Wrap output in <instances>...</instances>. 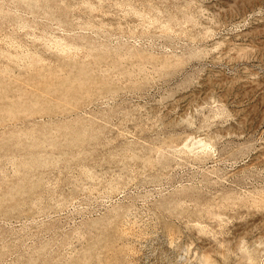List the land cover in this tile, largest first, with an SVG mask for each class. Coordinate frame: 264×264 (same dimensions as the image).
I'll use <instances>...</instances> for the list:
<instances>
[{"label":"rangeland","instance_id":"obj_1","mask_svg":"<svg viewBox=\"0 0 264 264\" xmlns=\"http://www.w3.org/2000/svg\"><path fill=\"white\" fill-rule=\"evenodd\" d=\"M99 262L264 264V0H0V264Z\"/></svg>","mask_w":264,"mask_h":264},{"label":"bare ground","instance_id":"obj_2","mask_svg":"<svg viewBox=\"0 0 264 264\" xmlns=\"http://www.w3.org/2000/svg\"><path fill=\"white\" fill-rule=\"evenodd\" d=\"M20 1H21V0H20ZM35 3H36V2H35ZM24 4H25V3H24ZM37 5H38V4H37ZM129 51H130V50H129ZM132 51H133V50H132ZM127 54H128V53H127ZM135 54H136V52H135ZM135 54H134V55L131 54V56H135ZM140 54H141V53H140ZM143 56H144V55H143ZM143 56H139V57H140V58H143ZM134 58H135V57H134ZM140 58H139V59H140ZM163 62H165V61H163ZM165 63H167V64L169 65L168 62H165ZM163 64H164V63H163ZM168 65H167V66H168ZM164 66H165V64H164ZM162 68H164V67H162ZM85 69H86V68H85ZM82 70H84V69H81V71H82ZM79 71H80V70H79ZM81 71H80V72H81ZM87 71H88V70H87ZM87 71H86V72H87ZM91 72H92V71H91ZM88 73L90 74V72H88ZM92 73H93V72H92ZM81 74H82V73H81ZM81 74H80V75H81ZM84 74H85V73H84ZM84 74H82L81 76H83ZM90 75H91V74H90ZM84 76H85V75H84ZM84 76L82 77V79H81V77H80V79L83 80L85 77L87 78V76L90 77V76L87 75V74H86L85 77H84ZM92 76H93V75H92ZM78 77H79V76H78ZM93 78H94V76H93ZM81 80H78V81H81ZM91 80H92V79H90V81H91ZM87 82H88V81H87ZM93 82H94V81H93ZM93 82H91V84H92ZM96 82H97V81H96ZM83 83H84V82H83ZM85 83H86V82H85ZM94 83H95V82H94ZM79 84H80V83H79ZM81 84H82V83H81ZM89 84H90V83H89ZM97 84H98V83H97ZM97 84H95V85H97ZM99 84H100L99 86H102V85H103L102 83H99ZM93 85H94V84H93ZM105 85H107V84H104V86H105ZM81 86H82V85H81ZM99 86L97 85V88H98ZM70 87H71V86H70ZM70 87H68V90H71V91H72V89H74V88L71 87L72 89H69ZM92 87H93V86H92ZM105 87H107V86H105ZM109 87H110V86H109ZM66 88H67V87H66ZM81 88H82V87H81ZM94 88H96V87H94ZM94 88H93V89H94ZM101 88H102V87H101ZM99 90H100V89H99ZM69 92H70V91H68V93H69ZM95 92H96V90H95ZM97 92H98V91H97ZM99 92H100V91H99ZM63 93H64V92H63ZM65 93H66V92H65ZM70 93H71V92H70ZM70 93H69V94H70ZM69 94H68V95H69ZM79 102H80V100H79ZM78 127H79V126H78ZM78 127H77V128H78ZM81 127H82V126H81ZM83 127H85V126H83ZM79 128H80V127H79ZM87 128H88V126H87ZM83 129H84V128H83ZM78 130H79V129H78ZM72 131H73V130H72ZM80 131H81V130H80ZM82 131H83V130H82ZM84 131H85V130H84ZM78 132H79V131H78ZM71 134H72V133H71ZM73 134H74V133H73ZM80 136H81V134L79 135V137H80ZM73 137H74V136H73ZM81 137H82V136H81ZM83 138H84V137H83ZM71 139H73V138H71ZM80 140H81V139H80ZM186 140H187V139H186ZM186 140H185V141H186ZM75 141H76V140H75ZM188 141H189V138H188V140L185 142V144L188 143ZM203 141H204V140H203ZM203 141H202V139H201V140H199V139L196 140V139H195V140L192 141V143L190 144V146L192 145V149H193L195 146H197V147H196L197 149H198L199 147H200V148H202V147L204 148V147H205V143H204ZM69 142H70V141H69ZM189 142H191V141H189ZM72 144H73V143H72ZM72 144H71V145H72ZM34 147H35V146H34ZM170 147H172V146H170ZM186 147H187V149H188V144L185 145V148H186ZM183 148H184V146H183ZM200 148H199V149H200ZM203 148H202V149H203ZM190 149H191V148H190ZM194 149H195V148H194ZM195 150H196V149H195ZM157 153H158V152H157ZM40 157H41V156H40ZM32 158H33V157H32ZM34 158H35V157H34ZM149 162H150V161H149ZM41 163H42V162H41ZM35 164H36V163H35ZM32 174H33V173H32ZM172 204H173V203H172ZM173 206H174V205H173ZM112 220H113V219H112ZM112 220H111V221H112ZM96 221H97V220H96ZM107 225H108V223H107ZM101 226H102V225H101ZM99 228H100V226H99ZM99 228H98V229H99ZM101 228H102V227H101ZM99 236H100V235H99ZM99 236H98V238H99ZM100 237H101V236H100ZM95 240H96V239H95ZM92 241H93V240H92ZM210 243H212V242H210ZM219 243H220V242H219ZM94 244H95V243H94ZM217 244H218V243H217ZM90 246H91V245H90ZM95 246H96V245H95ZM95 246H94V247H95ZM216 246H217V245H216ZM94 247H93V248H94ZM101 249H102V251H103V248H102V247H101ZM91 250H92V248H91ZM91 250H90V251H91ZM98 250H100V249H98ZM85 251L87 252L88 250H85ZM95 251H96V250H95ZM86 252H84V253H86ZM98 252H100V251H98ZM98 252H97V253H98ZM84 253H83V256H84ZM87 253H88V252H87ZM92 253H93V252H92ZM98 254H99V253H98ZM88 255H89V254H88ZM99 255H100V254H99ZM83 256H82V259H83ZM85 256H86V255H85ZM102 256H103V254L101 255V257H102ZM90 257H91V256H90ZM93 257H94V256H93ZM95 257H99V256L97 255V256H95ZM87 258H89V257H87ZM99 258H100V257H99ZM97 259H98V258H97ZM100 259H101V258H100ZM250 259H251V258H249L248 260L251 261ZM252 260H253V259H252ZM85 261H86V260H85ZM85 261H84V262H85ZM88 261H89V260H87V262H88ZM98 261H100V260L98 259ZM98 261H97V263H98ZM205 261H206V260H205ZM79 262H80V261H79ZM81 262H82V260H81ZM85 263H86V262H85ZM99 263H100V262H99ZM101 263H102V261H101ZM101 263H100V264H101ZM206 263H208V262H206ZM248 263L250 264L251 262H248ZM83 264H84V263H83ZM209 264H210V263H209ZM246 264H247V263H246Z\"/></svg>","mask_w":264,"mask_h":264}]
</instances>
